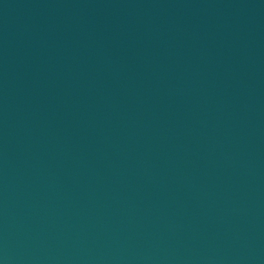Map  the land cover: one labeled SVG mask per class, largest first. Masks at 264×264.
Listing matches in <instances>:
<instances>
[{"label": "water", "instance_id": "obj_1", "mask_svg": "<svg viewBox=\"0 0 264 264\" xmlns=\"http://www.w3.org/2000/svg\"><path fill=\"white\" fill-rule=\"evenodd\" d=\"M0 264H264V0H0Z\"/></svg>", "mask_w": 264, "mask_h": 264}]
</instances>
